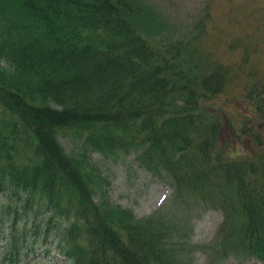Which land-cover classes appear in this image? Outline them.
<instances>
[{"label":"trees","instance_id":"16d2710c","mask_svg":"<svg viewBox=\"0 0 264 264\" xmlns=\"http://www.w3.org/2000/svg\"><path fill=\"white\" fill-rule=\"evenodd\" d=\"M153 5L0 0L2 264L28 254L30 221L69 264H192L191 216L111 199L104 162L127 154L176 207L222 212L210 259L264 264V0H207L185 33ZM213 18L232 57L215 52Z\"/></svg>","mask_w":264,"mask_h":264},{"label":"rangeland","instance_id":"374dc122","mask_svg":"<svg viewBox=\"0 0 264 264\" xmlns=\"http://www.w3.org/2000/svg\"><path fill=\"white\" fill-rule=\"evenodd\" d=\"M206 1L152 0L154 9L162 12L164 17L173 22L176 30L181 31V33L189 31L188 22L198 13L201 14L202 10L205 9L204 7L201 9V7ZM193 22L192 24H196ZM215 22V18L207 21L210 27H214L218 31L213 39L221 44L215 52L225 59L232 57L225 52L224 48L234 38L235 34L229 32L226 27L217 29L214 26ZM229 28L234 30L238 29V26L236 24L229 25ZM59 139L65 147L69 145L63 137L60 136ZM104 163L112 180L111 199L124 207L131 208L137 216L148 215L164 205L167 208L162 214L166 218L178 217L183 219L191 216L192 220L188 223L187 236H189L191 243L200 245V250L193 254V259L191 258L192 264H261L256 258L242 259L230 256L210 259V255H213L211 246L214 232L223 218L222 212L213 208L214 204L211 201L197 202L190 208L176 207V204H180V198L177 197L171 201V196L175 194V190L165 180L153 176L150 172L139 167L132 154L124 155L116 161ZM5 227L9 229V224H6ZM20 227H24L25 231L19 232L21 231ZM42 231L41 227L39 229L33 227L31 221L26 224L19 223L17 242L22 249L21 252L28 250V254L24 256L20 264H69L65 256L59 252L54 237L52 235L44 237ZM2 245L3 241L0 242V247ZM29 247L31 248L28 249ZM3 262V257L0 255V264Z\"/></svg>","mask_w":264,"mask_h":264}]
</instances>
